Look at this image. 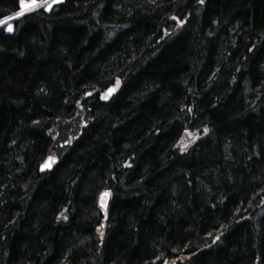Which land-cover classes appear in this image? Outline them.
I'll return each mask as SVG.
<instances>
[{"label":"trees","instance_id":"1","mask_svg":"<svg viewBox=\"0 0 264 264\" xmlns=\"http://www.w3.org/2000/svg\"><path fill=\"white\" fill-rule=\"evenodd\" d=\"M44 1L0 0V264H264V0Z\"/></svg>","mask_w":264,"mask_h":264},{"label":"snow or ice","instance_id":"2","mask_svg":"<svg viewBox=\"0 0 264 264\" xmlns=\"http://www.w3.org/2000/svg\"><path fill=\"white\" fill-rule=\"evenodd\" d=\"M54 2H55V0H54ZM201 2H202V0H201ZM19 3H20L19 11H17L15 13V15L17 17H19V16L23 15L24 13H26V12L34 9L35 7L39 6L37 0H31L30 3L26 2V0H19ZM48 7H51V5H48ZM10 19H12V17H5L4 20H0V24H3V23H5L6 20H10ZM180 23H183V21H181ZM7 30L8 31L13 30V27L11 24H8ZM119 83H120L119 80H117V85H119ZM114 91H115V88H109L106 93L102 94V99H107L108 96ZM181 150H184V149L182 148ZM54 160H55L54 157H49L48 161H46L44 164L41 165V168L42 169L50 168L51 167L50 161L54 162ZM107 195H108V193H102L101 194V207H104V203H105V199H106Z\"/></svg>","mask_w":264,"mask_h":264},{"label":"water","instance_id":"3","mask_svg":"<svg viewBox=\"0 0 264 264\" xmlns=\"http://www.w3.org/2000/svg\"><path fill=\"white\" fill-rule=\"evenodd\" d=\"M118 86H119V85H117V83H116L114 86H110V87H108L105 91H103V92L100 94V98L102 99V94L106 93L107 90H108L109 88H115V91H116V88H117ZM115 91L112 92V93L108 96L107 99H102V100H104V101H108V100H110V98H111L112 95L115 93ZM49 157H54V158H55L54 162H56V160H57V157H56V156H47V157H46V158H45V159L39 164V172L43 173V172H45V171L51 169L52 164L54 163V162H52V161H50V163H51V167H50V168H44V169L41 168V165L44 164L46 161H48V158H49ZM102 193H108V192L105 191V192H102ZM102 193H101V194H102ZM101 194H100V196H99L98 203H99L100 208L104 211V210L107 208V205H108V202H109V193H108V195H107V197H106V199H105L104 207H101ZM162 264H166V262H163Z\"/></svg>","mask_w":264,"mask_h":264},{"label":"rangeland","instance_id":"4","mask_svg":"<svg viewBox=\"0 0 264 264\" xmlns=\"http://www.w3.org/2000/svg\"><path fill=\"white\" fill-rule=\"evenodd\" d=\"M57 1H59V0H55V2H57ZM42 3H44L46 5V8L48 9L49 8L48 5H52L54 3V0H46V1L42 2ZM38 4L40 5L41 3L38 2ZM7 26H6V29H7Z\"/></svg>","mask_w":264,"mask_h":264}]
</instances>
